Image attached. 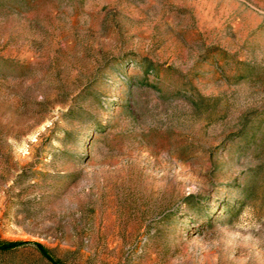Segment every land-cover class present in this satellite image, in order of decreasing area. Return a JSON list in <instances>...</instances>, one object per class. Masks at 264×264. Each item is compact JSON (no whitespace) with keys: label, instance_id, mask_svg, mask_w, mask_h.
I'll list each match as a JSON object with an SVG mask.
<instances>
[{"label":"rangeland","instance_id":"374dc122","mask_svg":"<svg viewBox=\"0 0 264 264\" xmlns=\"http://www.w3.org/2000/svg\"><path fill=\"white\" fill-rule=\"evenodd\" d=\"M0 264H264V0H0Z\"/></svg>","mask_w":264,"mask_h":264},{"label":"trees","instance_id":"16d2710c","mask_svg":"<svg viewBox=\"0 0 264 264\" xmlns=\"http://www.w3.org/2000/svg\"><path fill=\"white\" fill-rule=\"evenodd\" d=\"M12 248H14V245H12V244L11 245H5V246H3L1 248V250H9V249H12ZM43 255L48 256L45 253H43Z\"/></svg>","mask_w":264,"mask_h":264}]
</instances>
